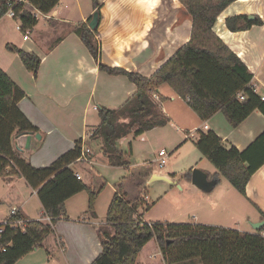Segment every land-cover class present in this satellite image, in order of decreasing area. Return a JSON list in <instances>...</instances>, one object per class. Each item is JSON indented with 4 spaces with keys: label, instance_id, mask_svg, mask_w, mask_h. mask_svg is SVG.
Listing matches in <instances>:
<instances>
[{
    "label": "trees",
    "instance_id": "trees-1",
    "mask_svg": "<svg viewBox=\"0 0 264 264\" xmlns=\"http://www.w3.org/2000/svg\"><path fill=\"white\" fill-rule=\"evenodd\" d=\"M8 1L0 0V19L7 11ZM234 1L181 0L192 18L190 39L149 78L103 65L94 37L97 27L90 30L87 25L80 24L75 28L80 41L97 61L99 71L111 76H125L136 88L120 108H97L99 124L90 134L91 140H100L102 156L108 166L127 171V176L120 180L112 195L105 226L97 231L101 252L90 264H143L140 255L152 241L162 252L179 249L180 255L175 262H186L197 256L202 264H264V225L255 233L242 234L233 229L203 225H148L141 220L142 215L136 213L139 202L132 203L138 200L137 196L132 194L137 179L145 176V172L130 169L132 164L127 159L130 151L124 153L119 149V142L128 135L136 138L167 123L163 113L156 110L150 100L151 91L157 92L162 85L169 86L201 121L221 112L229 126L237 128L253 111L264 113V101L250 86L252 74L212 31L217 17ZM28 2L42 14H48L57 4V0ZM93 5L99 23L98 3L93 2ZM16 13L21 24L20 32L30 30L36 24L29 7L21 13L16 8ZM225 25L229 31L239 32L261 26L262 21L257 16L251 21L246 16H239L227 18ZM5 47L17 54L25 70L36 77L40 59L35 54L10 45ZM240 95L243 100L239 99ZM25 97V93L0 68V178L22 177L31 189L36 190L42 216L49 217L50 223L22 219L19 211L11 221L25 220L22 229L0 223V264H16L39 249L52 231V224L66 216V201L78 193L88 194V212L95 217V201L104 187L96 191L77 180L68 168L80 155L81 141L47 167L35 168L21 159L20 153L12 147V139L38 133L18 108V102ZM263 141L264 133L243 151L233 147L226 150L222 140L208 131L199 133L195 147L215 169L209 176L210 181L217 185L221 176L245 196L249 180L264 165ZM261 219L264 220V215Z\"/></svg>",
    "mask_w": 264,
    "mask_h": 264
},
{
    "label": "crops",
    "instance_id": "crops-1",
    "mask_svg": "<svg viewBox=\"0 0 264 264\" xmlns=\"http://www.w3.org/2000/svg\"><path fill=\"white\" fill-rule=\"evenodd\" d=\"M93 2L98 3L100 14L94 37L98 43L99 60L105 66L136 72L149 78L190 39L192 18L181 0H64L62 5L60 0H57V7L45 14L46 16H39L30 30L23 32L18 30L22 34L20 39L12 42L5 38L0 52V68L25 93L26 97L18 102V108L38 129L35 135L15 136L11 143L20 153L21 159L32 167H47L62 154L73 149L77 142H85L86 137H90L99 124L97 108L118 109L136 91L135 86L125 76H111L99 71L97 61L91 57L75 32V28L80 24L88 26L92 14L97 10ZM239 16H246L250 21L257 16L262 25L239 32L229 31L225 20ZM7 20L9 19L5 17L0 19V32L6 29ZM13 21L16 22V27H21L18 20ZM212 31L247 67L253 76L250 86L261 101H264V0L234 1L217 17ZM23 36H27V39L23 40ZM6 45L33 53L40 59L36 77L25 70L18 55L8 51ZM69 70L73 73L72 79L65 76ZM81 73L84 75L83 83L76 84L75 76ZM157 92L167 104L179 99L167 85L158 87ZM179 100L185 109H182L178 116L172 111L170 114L163 107V115L167 122L173 117L185 125L186 121H182L183 118L187 120L191 117L189 114H194V117H191L193 124L186 126L189 130L184 132L199 129V133L205 134L212 131L222 140L226 150L233 147L243 151L264 133V113L259 110L249 114L237 128H231L221 112L215 113L207 121H201L183 100ZM91 107V122H88ZM205 125L208 127L207 130L202 129ZM37 135L39 138H36ZM181 142H184L182 138L179 140V143ZM125 143L128 145L127 150L121 151L124 153L130 151L128 156H131L133 147L127 137L119 142V146ZM263 145L264 141L261 146ZM45 147L50 148L51 156L48 160L42 158L40 164H35L37 161L35 155ZM130 169H134V165H131ZM206 174L208 179L212 175L208 172ZM146 176L148 181H145L143 186L145 190L152 184L149 183V179L158 174L148 175L145 172V179ZM16 179L23 180L16 177L0 178V185L4 186L7 192H13L16 190L14 187ZM81 181L83 182L82 177ZM24 183L30 188L25 181ZM30 190L32 191L30 196L23 199L15 208L22 219H42L43 211L36 190L31 188ZM81 193L66 201V216H69L68 206L76 205V198ZM13 195L19 197L17 192ZM32 198H35L38 204L36 217L26 208ZM241 198L260 213V217H256L248 212L244 216L246 221L251 225L263 221L261 215H264V165L253 174L245 188V196ZM240 203L243 205L241 201ZM7 216L8 214L0 215V223ZM87 217L92 221L89 218L82 219L81 224L87 227L82 231L79 243L81 246L76 250L71 235L67 230L64 232L67 225L70 226L69 222L60 218L52 228L61 255L65 252L70 253L71 247L73 248V253L68 259L62 255L63 264H90L100 254L101 246L97 231L99 227L104 226V222H99L92 216ZM240 225L238 222L234 228L223 226L220 228L253 233L240 230ZM88 232L90 234L85 235Z\"/></svg>",
    "mask_w": 264,
    "mask_h": 264
},
{
    "label": "rangeland",
    "instance_id": "rangeland-1",
    "mask_svg": "<svg viewBox=\"0 0 264 264\" xmlns=\"http://www.w3.org/2000/svg\"><path fill=\"white\" fill-rule=\"evenodd\" d=\"M60 2L62 5L64 0H60ZM5 24L6 29H2L0 32V52L2 42L5 38L15 42L22 37V34L16 28L15 21L7 20ZM162 99L160 97V100ZM179 99L171 102V104H167V102L165 103L162 100L164 109L169 113L172 111L174 115H180L182 109H185V106H183L182 101ZM154 106L156 110L163 113V110L161 111L158 106ZM91 111L92 107L89 109L88 122H91ZM189 115L194 117V114ZM191 117H188L187 120L183 118L182 121H186L185 125L172 117L165 125L144 132L141 136L143 139L141 137L134 138L131 134L127 136L128 141L131 142L133 147V154L131 156L127 155V159L134 165L133 171H145L148 175L158 174V176H167L175 183L174 185H170L164 181H155L151 185H148L145 190L143 186L145 181H148V178L146 177L145 179L144 176L138 178L135 192L132 194L136 195V199H138L132 203L137 204L139 202L136 213L142 215V220L147 223L207 224L210 226L234 228V225L239 222L241 224L239 227L240 230L255 233L256 231L246 221V217L244 216L250 212L254 216L260 217V213L244 202L241 198L242 196L225 178L220 176L219 183L211 192L201 191L192 184L191 175L193 170L196 169L213 174L215 169L195 147V140L198 134H195L191 139H187L184 136L187 133L184 131L189 130L186 126L193 124ZM181 138L184 141L183 143L181 142L182 144L179 143ZM96 140H91L90 137H86L84 143L93 150L92 167L89 169V167L79 165L78 167L68 166V168L74 173H80L84 184H88L87 186L92 187L96 191L104 185L95 201V218L99 222H104L112 195L120 180L127 176V171L123 168H112L108 166L106 164L107 161H105L106 159L100 154V140ZM127 147L128 145L125 143L119 149L127 150ZM159 150H163L166 154L163 160V167L158 166L160 162V158L158 157ZM49 152L50 148L47 149V147L38 152L35 155V160H37L35 164H40V159L42 158L48 160L51 156ZM23 180H14L16 190L13 192H7V189L0 185L1 216L9 214L10 208L17 207L23 199L30 196L32 191L25 185V180ZM16 192L19 195L18 198L13 195ZM76 200V205L68 206L69 213L67 215L69 216L63 218L65 222H69L70 226L67 225L64 232L67 230L71 235L75 250L81 246H79V243L82 239V231L87 227L81 224V221L82 219L89 218L87 216H90L88 212V194L82 192L77 196ZM240 201L243 205H241ZM37 207L38 204L35 198L29 200L26 206L28 212L34 217L37 216ZM243 217L244 219H242ZM89 219L92 221L91 218ZM58 221L52 224V228L55 227ZM241 233L243 234V232ZM89 234L90 232L85 235ZM53 235V232L50 231L42 242L41 247L35 250L32 255L21 260L18 264H63L62 255L68 259L71 253H73V248L71 247L70 253L65 252L66 254L63 253L61 255ZM179 255V249L170 248L162 252L157 243L152 241L144 248L140 255V260L143 264H202L200 258L197 256L186 262H175Z\"/></svg>",
    "mask_w": 264,
    "mask_h": 264
},
{
    "label": "built area",
    "instance_id": "built-area-1",
    "mask_svg": "<svg viewBox=\"0 0 264 264\" xmlns=\"http://www.w3.org/2000/svg\"><path fill=\"white\" fill-rule=\"evenodd\" d=\"M27 7H29V12L30 15L35 18L38 19L39 16H46L45 14H42L39 10H37L36 8H34L33 6H31L28 2V0H9L7 3V11L5 12L4 16L5 18L9 19V20H18L20 23V20L17 17V13H16V8L20 9V13L25 10ZM17 30H20V26L16 27ZM27 36H23V40H26ZM240 100H243V96L240 95L239 97ZM150 100L151 102L158 106V108L161 109V111L163 110V103L162 100H160V95L156 92V91H151L150 93ZM96 109V108H94ZM203 130H207L208 127L205 125L202 127ZM198 129H194L193 131H190L189 133H187V138H193L195 136V134H197ZM85 142L82 143L81 141V149H80V155L79 157L74 161V163H72L69 166H73V167H78L79 165H84L87 168L89 167V169L92 167L93 165V160H92V156H93V150L84 144ZM158 157L160 158V162L158 164L159 167H163L164 165V158L166 157V154L163 150L158 152ZM75 177L77 180H81V175L80 173H74ZM18 214V209L13 207L12 209H10L8 216L6 217L5 220H3L1 223L3 225H10L13 228H23L26 221L25 220H17V221H11V218L15 215ZM42 222L45 223H50V218L49 217H43L42 219H39ZM148 225H150L149 223H147ZM264 236V234H263Z\"/></svg>",
    "mask_w": 264,
    "mask_h": 264
},
{
    "label": "water",
    "instance_id": "water-1",
    "mask_svg": "<svg viewBox=\"0 0 264 264\" xmlns=\"http://www.w3.org/2000/svg\"><path fill=\"white\" fill-rule=\"evenodd\" d=\"M250 19V18H249ZM98 22V15L97 12H94L92 14L91 20L88 24V27L90 30L95 29ZM36 138H39V135L36 136ZM155 181H164L170 185H174L175 183L172 182L169 178L163 177V176H152L149 179V183H153ZM191 182L192 184L198 188L201 191L204 192H211L215 186V184L208 179V176L206 173L200 171V170H193L191 175ZM264 225V220L258 223H254L252 225V228L257 231Z\"/></svg>",
    "mask_w": 264,
    "mask_h": 264
},
{
    "label": "clouds",
    "instance_id": "clouds-1",
    "mask_svg": "<svg viewBox=\"0 0 264 264\" xmlns=\"http://www.w3.org/2000/svg\"><path fill=\"white\" fill-rule=\"evenodd\" d=\"M81 63H83V61H81ZM66 78L67 79H72L73 78V73L71 70L67 71L66 74H65ZM83 80H84V75L81 73V74H77L75 76V83L76 84H81L83 83Z\"/></svg>",
    "mask_w": 264,
    "mask_h": 264
}]
</instances>
